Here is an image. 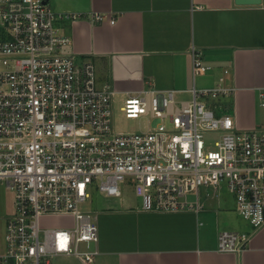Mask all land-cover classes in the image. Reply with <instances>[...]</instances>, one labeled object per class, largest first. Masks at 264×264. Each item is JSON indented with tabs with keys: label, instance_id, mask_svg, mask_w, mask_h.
<instances>
[{
	"label": "built area",
	"instance_id": "obj_1",
	"mask_svg": "<svg viewBox=\"0 0 264 264\" xmlns=\"http://www.w3.org/2000/svg\"><path fill=\"white\" fill-rule=\"evenodd\" d=\"M82 17L56 12L51 0H0V185L15 193L0 264H95L96 213L84 205L95 190L122 198L126 182L149 212L199 211L202 189L225 186L253 232L221 231L217 249L242 253L264 226V128H241L205 101L232 97L231 70L214 87L194 81L190 99L153 87L127 93L120 110L147 129L118 131L116 91L99 87L92 61L66 50L73 39L60 24ZM212 69L193 49L194 77ZM42 216L74 224L42 228Z\"/></svg>",
	"mask_w": 264,
	"mask_h": 264
},
{
	"label": "crops",
	"instance_id": "obj_2",
	"mask_svg": "<svg viewBox=\"0 0 264 264\" xmlns=\"http://www.w3.org/2000/svg\"><path fill=\"white\" fill-rule=\"evenodd\" d=\"M51 5L56 12L83 15L60 24L73 39L66 50L95 64L99 87L111 84L116 91L115 110L127 93L147 87L188 93L197 82V49L204 63L213 67L202 81L214 87L230 69L225 77L235 89V121L241 128L258 127L257 103L264 99V2L51 0ZM96 13L107 19L92 21ZM222 189H202L199 211L149 212L143 210L141 198H108L110 206L95 211V264H264V226L242 253L218 251L219 232H253L233 197L220 199ZM190 199L196 201L197 195ZM14 201L8 207L12 213ZM7 214L0 206V254L6 252Z\"/></svg>",
	"mask_w": 264,
	"mask_h": 264
},
{
	"label": "rangeland",
	"instance_id": "obj_3",
	"mask_svg": "<svg viewBox=\"0 0 264 264\" xmlns=\"http://www.w3.org/2000/svg\"><path fill=\"white\" fill-rule=\"evenodd\" d=\"M209 72L203 73L201 75L197 76V87L198 88H204V87H210L212 83L203 82L202 78L208 75ZM191 95L188 93H184L180 95V99H190ZM264 100V99H263ZM263 100H258L257 103V117H258V127L264 128V106H262ZM206 102H208L213 107L217 104L222 106L224 109V113L230 114L231 116H234L233 114V98L232 97H225L220 100H209L205 99ZM215 108V107H214ZM114 124L116 126V129L118 131H138V130H146L147 129V122L143 119H128L125 114L120 110V107L117 106L114 114ZM123 186V193L124 196H128L131 199L137 200V195L135 193L134 185L131 182H126ZM222 195V196H221ZM194 197V194H190L189 198ZM224 197H233L235 201V197L233 194H231L228 189L223 186L222 193H220V199ZM15 198V193L8 189L5 185H0V206L5 208L7 211V215L9 216L12 214V210L9 211V206L12 205ZM139 198V197H138ZM108 197H106L104 194L100 193V191L95 190L93 192L92 198L88 203L84 205V209L91 210V211H97L103 208H108ZM217 205V203H215ZM247 224L246 220L243 219ZM74 224L73 218L70 216H42L40 218V225L42 228H55V227H65L69 228L72 227ZM62 264H82L75 258H69L68 260H63Z\"/></svg>",
	"mask_w": 264,
	"mask_h": 264
},
{
	"label": "water",
	"instance_id": "obj_4",
	"mask_svg": "<svg viewBox=\"0 0 264 264\" xmlns=\"http://www.w3.org/2000/svg\"><path fill=\"white\" fill-rule=\"evenodd\" d=\"M264 0H236L239 5H261Z\"/></svg>",
	"mask_w": 264,
	"mask_h": 264
}]
</instances>
